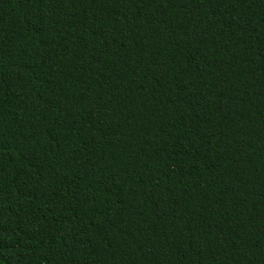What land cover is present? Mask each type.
I'll return each instance as SVG.
<instances>
[{
    "label": "trees",
    "instance_id": "trees-1",
    "mask_svg": "<svg viewBox=\"0 0 264 264\" xmlns=\"http://www.w3.org/2000/svg\"><path fill=\"white\" fill-rule=\"evenodd\" d=\"M0 264H264V0H0Z\"/></svg>",
    "mask_w": 264,
    "mask_h": 264
}]
</instances>
